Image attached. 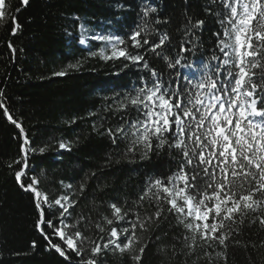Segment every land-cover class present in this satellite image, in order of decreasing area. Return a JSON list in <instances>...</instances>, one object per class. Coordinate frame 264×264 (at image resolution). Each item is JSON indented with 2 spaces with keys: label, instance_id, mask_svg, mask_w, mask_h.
I'll use <instances>...</instances> for the list:
<instances>
[{
  "label": "trees",
  "instance_id": "trees-1",
  "mask_svg": "<svg viewBox=\"0 0 264 264\" xmlns=\"http://www.w3.org/2000/svg\"><path fill=\"white\" fill-rule=\"evenodd\" d=\"M145 3L157 9L151 14V20L168 21L154 25L160 33L170 37L163 49L165 55L173 59L178 56L184 40L183 26L189 18L205 23L196 33L200 38L199 48L195 53L184 54L182 64L213 54L216 38L212 34L220 28L216 16L210 15L206 8H211L213 13L223 12L219 0L215 5L210 0H29L26 7L19 0H8L12 14L17 8L21 9L17 19L22 27L13 36L10 21L0 22V91L3 93L0 101L21 124L24 135L0 109V264H81L75 252L66 250L68 258L62 257L35 228L38 210L34 194L23 190L16 180L15 171L20 166H8L23 155L21 144L25 136L31 148L47 147L43 154L29 153L30 167L21 182L27 185L33 176L37 177L39 190L46 193L49 200L69 194L61 181L73 185L76 194L71 198L78 203L70 209L67 223L77 224L81 215L89 217L87 225L79 223L71 231L80 230L93 242H99L102 235L95 228L100 216L111 217L108 204L125 206L127 202L125 210L133 208V202L144 192L147 181L167 179L178 170L182 154L176 149L165 146L144 156L141 149L127 153L126 140L119 139L114 145L104 130H114L125 120L136 119L138 113L134 108L121 112L106 108L115 94L123 96L139 86L141 76L150 81V69H156L165 80L169 77L175 80L179 71L181 81L183 74H190L191 70L179 66L170 69L162 57L133 49L130 41L129 51L144 53L149 70L123 58L105 61L98 55L91 56L90 52L103 46L100 41L89 38L86 44L79 43L81 26L88 30L87 37L111 34L127 41L140 23V10ZM151 39L157 43L159 36ZM9 43L14 46V52L8 47ZM78 62V70H69L62 77L53 75ZM171 139L168 137L169 141ZM61 141L69 147L60 149ZM81 183L85 184L83 193H80ZM144 207L149 214L155 211V207L148 206L147 200ZM163 207L166 219L162 217L159 228L151 234H143V240L150 238V242L142 264H193L196 256L203 257V249L197 248L195 256H173L171 246L175 243L178 252L182 246L173 238H182L186 233L177 223L176 215L168 212V205ZM45 211L47 218L52 219L58 216L60 209L45 206ZM45 230L51 235L50 230ZM234 239L240 243L232 239L227 242V260L217 258L213 264H264V228L258 221L253 223L250 216ZM52 243L62 244L54 236ZM91 246L89 244L88 248ZM215 250L224 251L218 245ZM89 255L90 251L84 258ZM96 259L98 264H133L130 254L112 250L101 253ZM199 264L209 262L200 259Z\"/></svg>",
  "mask_w": 264,
  "mask_h": 264
},
{
  "label": "snow or ice",
  "instance_id": "snow-or-ice-1",
  "mask_svg": "<svg viewBox=\"0 0 264 264\" xmlns=\"http://www.w3.org/2000/svg\"><path fill=\"white\" fill-rule=\"evenodd\" d=\"M19 2L25 7L29 4V0ZM210 3L215 5L217 0H210ZM219 3L223 5V12L213 13L211 8H206L210 15L216 16L220 28L212 34L216 38L213 54L187 64H182L184 54L195 53L199 48L200 38L196 33L203 29V20L193 22L188 19L183 26L184 40L175 59L163 52L170 42L169 35L154 27L168 21L151 20V14L157 9L147 3L141 7L140 23L128 35L127 41L111 34L87 37L88 30L81 26L80 44H86L89 38L103 44L97 51L90 52L91 56L98 55L105 61L123 58L149 70L144 53L129 51L130 41L133 49H143L162 57L168 68L179 66L190 69L191 73L183 74L181 81L182 74L177 71L175 80L172 77L165 80L156 69H150V81L141 76L139 86H134L123 96L115 94L112 103L107 105L108 111L134 108L138 113L136 119L125 120L114 130H104L114 145L119 139L126 140L127 153L141 149L144 156L167 146L179 151L182 160L178 170L167 179L147 181V187L133 202V208L125 210L127 202L125 206L108 204L111 217L101 215L95 223V228L102 234L99 242L89 240L80 230L71 231L79 223L87 225L89 217L81 215L77 224L67 223L70 209L78 203L71 198L76 194L73 185L61 181L69 194L49 200L48 195L39 190L37 177L33 176L27 185L21 182L30 167L29 153L43 154L47 147L33 149L24 137L23 155L8 166H20L15 177L23 190L34 194L38 210L35 228L62 257L68 258L67 250L75 252L81 264H98L96 257L112 250L128 253L133 264H142L150 242V238L143 240V234H151L159 228L161 218L166 219L164 204L168 205L169 213L176 215L177 223L186 233L182 238H173L182 245L179 252L175 243L171 246L173 256H195L197 248L203 249V257L196 256L193 264H199L200 259L209 264L217 258L226 261L227 242L232 239L234 243H240L234 237L240 234L250 216L253 223L258 221L264 228V0H219ZM20 11L17 8L12 14L8 0H0V22L10 21L13 36L22 27L17 19ZM154 36H159L157 43L151 39ZM8 47L15 51L11 43ZM79 67V62L69 64L65 70L53 75L62 77ZM0 95H3L2 91ZM0 109L23 136L24 129L13 119L3 101H0ZM154 140L157 143L153 144ZM68 147V143L59 142L60 149ZM84 190L85 184L81 183L80 193ZM146 200L149 207H155L151 214L144 207ZM45 206L59 208L58 216L48 219ZM114 224L127 226L118 228ZM45 229L50 230L51 235ZM53 236L62 244L52 243ZM89 244L93 245L90 249ZM217 245L224 251H216ZM89 251L90 255L85 259Z\"/></svg>",
  "mask_w": 264,
  "mask_h": 264
}]
</instances>
